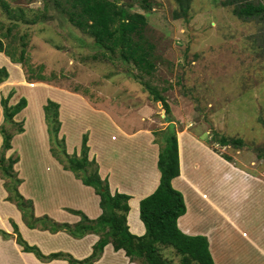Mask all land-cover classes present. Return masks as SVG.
<instances>
[{"label": "rangeland", "instance_id": "rangeland-1", "mask_svg": "<svg viewBox=\"0 0 264 264\" xmlns=\"http://www.w3.org/2000/svg\"><path fill=\"white\" fill-rule=\"evenodd\" d=\"M6 1L12 6L35 8H42L44 4L43 0ZM131 1L135 5L133 10L145 13L140 6L142 0ZM151 1L155 3V10L148 15L149 30L154 31L155 39L165 37L166 43L162 52L164 59L159 65V71L157 69V77L151 81L159 89L165 87L170 90L164 94L171 107L173 127L177 135L178 131L189 127L190 133L194 132L200 142L205 140L218 156H230L232 160L227 161L234 167L250 173L261 171L264 165V21L240 19L234 14L232 6L223 4L224 0H193L187 19L173 17V11L179 6L176 0ZM4 11L0 5L2 32H7L12 20ZM49 13L51 17L37 25L12 27V35L17 37L16 44L20 43L19 38L22 35H27L28 55L34 68L44 65L43 73L48 77L47 81L77 90L80 96H86L97 108L101 106L110 111L115 118L120 119L122 126L132 128V131L144 128L149 121L146 122L142 117L146 115L145 112L153 110V143L158 146L160 154L163 144L161 130L168 126L170 118L166 115L162 103L153 101L135 65L125 64L117 56L95 60L94 54L104 52L95 39L70 24L60 12L49 10ZM17 102L10 99V104ZM124 114L131 120L122 118ZM86 115L93 117L94 113L88 111ZM14 120L22 122L17 116ZM8 123L15 127L8 129L17 132V125ZM17 133H26L24 136L16 135L18 139L15 144L21 149L23 175L37 196L40 207L45 206L49 211L56 208L59 196L64 193L67 195L64 191L66 188L70 189L74 200L76 186L73 180L64 174L60 178L57 167L54 168L49 163L52 158L46 154V148L41 150L37 146L42 139L36 131L33 130L30 134L26 130ZM222 134L241 137L246 146H222L218 143ZM113 135L117 136L116 133ZM82 142L83 137L81 144ZM192 148L190 147L185 155V159L190 161V166L193 160L202 163L209 160L203 155L193 154ZM49 150L52 154L51 144ZM75 152L80 153L76 150L72 154ZM12 154L18 155L20 160L21 154L18 150H13ZM52 156L54 157L53 154ZM54 159L57 161L56 157ZM185 170L188 171L187 168ZM194 172L199 176L203 174L200 169ZM17 173L23 182L19 171ZM72 173L80 180L74 172ZM245 185V194L253 201L240 204L228 196H212H218V201L230 205L237 212L242 221V224L238 223L247 236L243 239L234 233L231 237L233 258L250 262L245 252L253 256V251H256L250 239L264 246V209H259L256 204L262 194V184L256 179H251L245 180ZM76 190L79 193L78 187ZM216 217L218 220H214L221 222L218 215ZM220 228L227 230L226 225H221ZM15 260L18 261L17 258ZM124 261L125 259L116 262L125 264ZM131 263L129 261V264Z\"/></svg>", "mask_w": 264, "mask_h": 264}, {"label": "trees", "instance_id": "trees-1", "mask_svg": "<svg viewBox=\"0 0 264 264\" xmlns=\"http://www.w3.org/2000/svg\"><path fill=\"white\" fill-rule=\"evenodd\" d=\"M42 8L12 6L6 0H0L4 12L10 17L11 27L2 32L0 23V52H4L13 62L20 63L28 81H47L43 73L44 65L37 66L30 61L28 55L27 35H22L16 44L17 37L12 35V27H26L44 22L51 17L49 10L60 12L63 18L91 35L98 46L104 49L100 54H94L95 60L112 59L117 56L125 64H134L139 77L147 86L153 101L161 102L170 118L167 127L161 130V151L158 167L161 172L160 182L156 190L140 202V218L144 222L146 232L136 235L128 225L130 196L125 193H112L108 179L102 178L99 165L95 158H90L88 134L83 135L80 153H69L66 139L60 135L62 122L60 119V104L49 99L44 106L45 118L48 124L51 152L61 162L64 168L72 171L87 186H92L100 197L101 214L90 218L81 210L69 209L80 216L76 223L58 222L49 215L36 216L34 202L25 198L19 190L21 178L15 170L19 156H7V151L13 148L11 132L5 125L0 127L3 135V146L0 152V175L4 187L8 191L7 200L13 202L22 213L26 225L32 229L48 230L52 233L65 231L73 238L81 239L88 235H97V241L92 245V252L84 258H76L67 251L44 253L36 244H30L20 231L18 224L12 220L13 231L0 229V235L5 239L14 238L22 247V251L33 253L44 263L53 260H65L67 264H95L109 244L118 252L123 250L129 261L137 264H215L210 251L207 236L190 235L182 231L178 220L186 213L187 206L183 193L176 189L172 180L180 175L179 141L170 104L165 96V87L160 88L151 80L157 77L159 65L163 61L165 37L154 38V31L149 30L148 15L155 10V3L142 0L140 6L145 13L133 10L135 5L131 0H43ZM193 0H176L178 7L173 11V17L188 18ZM225 6H232L234 14L243 20L257 19L264 21V0H224ZM11 38V39H10ZM7 40V41H6ZM158 69V71H157ZM9 77L8 69L0 67V84ZM144 85V86H145ZM77 91V90H76ZM13 95L2 97L4 117L6 122L17 125L16 131L23 132V122H16L15 116L28 105L26 97H21L16 104H10ZM157 134L156 131H154ZM217 134V133H216ZM222 146L242 148L246 146L241 137H230L222 134L218 138ZM226 160L232 158L224 154ZM175 259H178L176 262Z\"/></svg>", "mask_w": 264, "mask_h": 264}, {"label": "crops", "instance_id": "crops-1", "mask_svg": "<svg viewBox=\"0 0 264 264\" xmlns=\"http://www.w3.org/2000/svg\"><path fill=\"white\" fill-rule=\"evenodd\" d=\"M3 66L8 69L9 77L0 84V127L2 125L12 129L14 127L4 120L2 97L8 95L11 90L15 91L11 98L12 102L19 101L22 96L26 97L28 105L16 115L18 119L22 120L24 131L26 130L29 134L33 130L36 131L42 139V142L40 140L37 146L41 150L43 147L46 148V154L52 158V162L49 161V163L54 168L57 167L60 178L64 174L67 178H71L76 186L74 200H72V192L66 188L64 191L67 195L64 193L59 196L56 208L49 211L45 206L40 207L37 196L28 186L27 179L22 172V153L20 146L15 144L18 139L16 135L21 133L14 132L13 148L7 151V155H11L13 150H18L21 154L20 160L15 165L16 170L23 178L19 190L25 198L33 200L35 215H49L58 222L75 223L80 219V216L72 213L69 209L81 210L90 218H96L102 212L100 197L94 188L77 180L74 174L62 167L57 162L58 160L55 161L50 153L44 106L48 99H53L60 104V119L62 121L60 135L66 137L68 152L80 151L82 137L85 133L88 134L90 158H95L98 162L100 175L102 178L108 179L112 193L120 192L130 196L128 225L132 233L143 235L146 232V227L140 218V202L156 190L161 177L158 167V146L153 143L154 135L152 134L155 112L153 110L149 113L145 112L146 115H143L142 118L149 122L145 124L144 128L132 131V128L122 126L119 123L120 119L115 118L110 111L104 110L101 106L97 108L86 96H80L76 90L49 81H28L23 66L13 62L4 52H0V67ZM88 111L93 112L94 116L88 117L86 115ZM122 118L131 120L127 114H124ZM190 130L191 128L186 127L178 131L180 175L172 180L173 186L183 193L187 206L186 213L178 220L179 227L190 235L207 236L215 264H263L264 246L253 239H250L256 249L252 253L253 256H249L245 252V256L250 262H241L233 258L234 249L230 241L231 237L236 233L244 239L247 234L239 225V223L242 224V221L237 216V212L230 205L218 201V196L234 198L232 201H239L240 204L253 201L245 194V180L256 179L262 184V194L256 204L259 209H264V165L261 171L252 173L234 167L227 160L218 156L205 140L200 142L196 134L193 132V135ZM113 133H116L117 136ZM2 146L3 137L0 131V152ZM190 147H193V154L203 155L209 159L206 163L193 160L191 163V166L194 164L193 171L190 161L185 159ZM197 169L202 170L201 176L194 172ZM77 187L79 193L76 190ZM7 196L8 191L5 189L4 181L0 175V229L11 233L13 231L11 221L14 220L24 238L30 244L38 245L44 253L67 251L81 259L92 252V245L98 239L97 235L91 234L76 239L65 231L52 233L48 230L32 229L24 222L18 207L6 199ZM216 215L221 222L217 223L214 220L217 219ZM221 225H226L227 230L221 229ZM123 259H125V264H129L125 252L123 250L116 252L109 244L105 247L102 258L95 264H117ZM0 264H67V262L57 259L44 263L33 253L22 251V247L14 238L5 239L0 235Z\"/></svg>", "mask_w": 264, "mask_h": 264}, {"label": "water", "instance_id": "water-1", "mask_svg": "<svg viewBox=\"0 0 264 264\" xmlns=\"http://www.w3.org/2000/svg\"><path fill=\"white\" fill-rule=\"evenodd\" d=\"M168 120V118H166Z\"/></svg>", "mask_w": 264, "mask_h": 264}, {"label": "clouds", "instance_id": "clouds-1", "mask_svg": "<svg viewBox=\"0 0 264 264\" xmlns=\"http://www.w3.org/2000/svg\"><path fill=\"white\" fill-rule=\"evenodd\" d=\"M60 133H61V131H60Z\"/></svg>", "mask_w": 264, "mask_h": 264}]
</instances>
